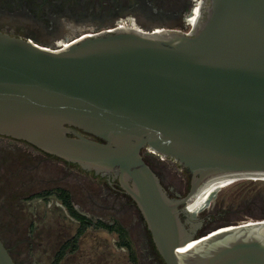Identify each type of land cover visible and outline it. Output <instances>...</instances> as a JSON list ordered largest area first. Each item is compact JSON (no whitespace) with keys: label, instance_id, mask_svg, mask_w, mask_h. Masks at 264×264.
I'll return each mask as SVG.
<instances>
[{"label":"water","instance_id":"water-1","mask_svg":"<svg viewBox=\"0 0 264 264\" xmlns=\"http://www.w3.org/2000/svg\"><path fill=\"white\" fill-rule=\"evenodd\" d=\"M0 136L114 174L166 264H264V222L194 237L179 208L200 193L195 213L221 210L235 182L264 179V0H210L191 35L120 27L55 49L0 31ZM146 147L189 171L184 198ZM0 264H16L1 239Z\"/></svg>","mask_w":264,"mask_h":264},{"label":"flooded vegetation","instance_id":"flooded-vegetation-1","mask_svg":"<svg viewBox=\"0 0 264 264\" xmlns=\"http://www.w3.org/2000/svg\"><path fill=\"white\" fill-rule=\"evenodd\" d=\"M209 1L210 0H0V31L13 36L28 37L31 39L32 37H42L40 41L36 42L55 49L66 46L68 40L84 28L99 30V28L110 26L109 28L103 29L106 30L126 27L149 33L181 32L191 35L197 28L199 18L206 15V7ZM196 8H199L198 14L195 13ZM194 13L197 16H195ZM103 30L85 34H94ZM0 140L11 145L9 147L6 146V149L10 151V153L18 149L25 150L26 155L24 156L29 160L32 159V157L35 158V156H39V159H42L40 155H44V158L47 160L52 159L63 163L67 171L72 169L79 174H84L89 177L88 181L78 184H73L74 181H72V184L68 185L69 187L57 184L51 189L47 187L35 191L30 188L31 183L33 184L35 181H40V185H43L44 183L48 184L50 181L47 176L41 174L40 170H42V167L37 166L36 169H39L38 172L30 174L28 170L25 173L21 171V174H15L13 179L9 180L12 181V185L15 187H11L14 196L9 195L8 197V194L5 192L2 195L3 201L1 204L5 202V208H10V210H13L12 206L14 205L13 203L16 196L21 202L30 205L49 202L54 203L70 222L76 223L77 231L74 235L61 237L62 240L57 249V255L63 257L68 251L77 248L81 238L80 235L82 234H79V230L83 225L80 220L72 215L70 209L59 198L61 193L57 190L63 189L68 192L73 210L93 220L92 224L84 231L100 229L107 234H115L117 236L115 232L109 230L107 227H95L93 224L97 225L99 220L110 226L118 222L127 230L130 240H132L130 234L133 229L136 234L140 235L141 240L147 244L149 257L147 258L146 252H143L139 259L136 253L137 264H140V260L145 261V259L149 261V264H166L163 259L158 257L159 253L155 251L156 248L152 245L153 241L151 234L140 210L120 188L118 179L114 174L106 176L95 175L92 172L82 170L75 164L49 155L25 141L5 136H0ZM142 154L145 161L156 173L163 189L170 198L180 200L189 193L191 176L188 170L182 168L174 159L155 153L148 147L142 150ZM28 164L29 163L24 162L25 167H28ZM175 164L176 167L174 170L171 165ZM33 167L32 170H34ZM51 175H55L56 177L60 174H50V176ZM35 176H40L42 179L39 178L36 180ZM61 181V179H57L58 183ZM99 181L105 183L106 191L98 187L97 184ZM21 187H29L30 192L28 194H25V192L21 195L20 190L24 189H21ZM114 196L118 199V207L120 210L125 211V209H127L128 211H133V213L134 211L136 212L134 213V218L137 222L135 221L132 227L131 224H125L119 219L113 218L112 214L115 209L113 204ZM10 197L11 199L9 200ZM13 197L15 198L14 200L12 199ZM187 206L188 207H185V204L179 205L181 209L180 217L188 233L190 232L194 237H198L206 231L225 223L224 220H221L218 209H213L212 211L204 208L200 212L195 213L191 207L189 208V205ZM23 223L24 221L17 220L16 226ZM6 228L0 223V239L11 254L15 263L18 264L12 250L6 244L4 238L9 237V239L12 240L14 233H10V230H8V228L6 230ZM2 230L6 233V236H4L5 234ZM28 232V234H30L29 230ZM7 233L12 236H7ZM16 235L18 236L19 234ZM28 237H30V235ZM117 244L122 249H129L122 245L118 236Z\"/></svg>","mask_w":264,"mask_h":264},{"label":"rangeland","instance_id":"rangeland-1","mask_svg":"<svg viewBox=\"0 0 264 264\" xmlns=\"http://www.w3.org/2000/svg\"><path fill=\"white\" fill-rule=\"evenodd\" d=\"M106 26L99 28V30L81 29L71 39L77 38L85 33H93L100 31ZM34 41H40L42 37H32ZM68 40V41H69ZM67 41V40H61ZM23 145V144H21ZM9 147L3 140H0V223L3 227H7L10 233H14V237H4L6 244L10 247L18 264H134L131 260L130 253L133 250L141 258V253L146 252V257H149L146 242L141 240L140 235L131 230V249H122L117 244V236L115 234H107L100 229L86 230L80 235V241L77 248L68 251L63 257L57 255V249L60 246L61 237L74 235L77 231L76 223L70 220L62 213L61 210L54 203H41L30 205L13 197V210L5 208V202L1 204L3 193L14 196L11 187H13V176L21 171L25 173L27 170L30 174L38 172L37 166L42 167L41 174L47 176L50 180L48 184L40 185V181H35L30 184V188L35 191L40 188L54 187V185L61 184L69 187V184H78L86 182L89 177L84 174H79L77 171L69 169L57 161L44 158V155L32 159H26L25 150H17L10 153L6 149ZM24 162L29 163L28 167L24 166ZM169 162V161H168ZM34 166V167H33ZM175 170L176 164L171 165ZM32 167L34 170H32ZM36 169V170H35ZM66 169V170H65ZM73 173V174H72ZM60 174L55 177V175ZM51 177V178H50ZM42 179L40 176H35V179ZM61 182H57V179ZM68 182V184H67ZM99 188L106 189L105 183L97 184ZM71 186V185H70ZM24 188V189H22ZM21 195L30 192L29 187H21ZM106 191V190H105ZM11 197L9 198V200ZM18 200V201H17ZM114 210L113 218L119 219L123 223L135 224L134 211L120 210L118 207V199L114 196ZM221 209H230L229 218H241L237 220V224L245 222L264 220L258 217L264 215V179L246 178L235 182L227 188L218 199ZM124 208V207H123ZM17 220L24 221L23 224L16 226ZM137 222V221H136ZM20 226V227H19ZM19 227V228H18ZM6 228V230H7ZM28 230L30 234H28ZM3 231V230H2ZM4 232V231H3ZM4 236L6 233L4 232ZM16 234H19L18 236ZM30 235V237H28ZM7 236H12L7 233ZM145 244H144V243ZM140 264H149V261L140 260Z\"/></svg>","mask_w":264,"mask_h":264},{"label":"trees","instance_id":"trees-1","mask_svg":"<svg viewBox=\"0 0 264 264\" xmlns=\"http://www.w3.org/2000/svg\"><path fill=\"white\" fill-rule=\"evenodd\" d=\"M76 165V164H75ZM77 167H79L78 165H76ZM93 173V172H92ZM121 190V189H120ZM58 192H60V196L59 198L63 201V203L70 209L71 213L73 216H75L78 220H80L82 222V227L81 229L79 230V234L80 233H83V231L89 226L92 224V221L91 219H88L86 218L85 216H82L80 215L78 212H76L75 210H73L72 206H71V203H70V200H69V195H68V192L66 190H63V189H58L57 190ZM131 199V198H130ZM131 201H133L131 199ZM230 209L226 208V209H221V210H218L219 213H220V218L221 220H224L225 223L222 224V225H227V224H235L237 222V220L241 219V218H229L228 215L231 213V211H229ZM258 217H261V218H264V215L262 216H258ZM95 227H100V226H103V227H107L109 230L115 232L117 234V236L119 237V239L121 240V243L122 245L126 246L127 248L131 249L132 247V243H131V240L129 238V235H128V232L127 230L118 222H115L114 225H107L105 223H103L102 221H98V224H93ZM221 226V225H220ZM152 245L154 246V244L152 243ZM155 251L157 252V250L155 249ZM130 257H131V260L133 261L134 264H137V258H136V253L132 250L131 253H130ZM158 257L160 259L161 256L158 254Z\"/></svg>","mask_w":264,"mask_h":264},{"label":"bare ground","instance_id":"bare-ground-1","mask_svg":"<svg viewBox=\"0 0 264 264\" xmlns=\"http://www.w3.org/2000/svg\"><path fill=\"white\" fill-rule=\"evenodd\" d=\"M195 13H196V14L199 13V8L195 10ZM195 13H194V15H195ZM195 16H197V15H195ZM67 45H68V43H67ZM67 45H66V46H67ZM199 194H200V193H198L197 195H195V197H193V199H191V201L189 202V205H190L191 208H192V207L196 204V202L198 201V199H199ZM258 221H262V222H264V220H258ZM252 222H254V221H251V222H245V223H243V224H240V226H243V225H249V224L252 223Z\"/></svg>","mask_w":264,"mask_h":264},{"label":"built area","instance_id":"built-area-1","mask_svg":"<svg viewBox=\"0 0 264 264\" xmlns=\"http://www.w3.org/2000/svg\"><path fill=\"white\" fill-rule=\"evenodd\" d=\"M196 9H198V8H196Z\"/></svg>","mask_w":264,"mask_h":264}]
</instances>
